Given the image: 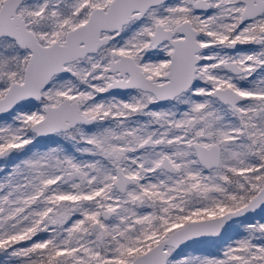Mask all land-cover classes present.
<instances>
[{
    "label": "snow or ice",
    "instance_id": "obj_1",
    "mask_svg": "<svg viewBox=\"0 0 264 264\" xmlns=\"http://www.w3.org/2000/svg\"><path fill=\"white\" fill-rule=\"evenodd\" d=\"M0 174V264H264V0H0Z\"/></svg>",
    "mask_w": 264,
    "mask_h": 264
},
{
    "label": "rangeland",
    "instance_id": "obj_2",
    "mask_svg": "<svg viewBox=\"0 0 264 264\" xmlns=\"http://www.w3.org/2000/svg\"><path fill=\"white\" fill-rule=\"evenodd\" d=\"M261 215H264V213H257L255 218L259 219ZM242 227V222H238L236 225L233 226V230L230 232V235L234 237L235 235L239 234L241 232ZM189 251L210 256L219 254V248L217 244L213 243L210 239H204L200 243L190 244L188 248L184 249V252Z\"/></svg>",
    "mask_w": 264,
    "mask_h": 264
},
{
    "label": "trees",
    "instance_id": "obj_3",
    "mask_svg": "<svg viewBox=\"0 0 264 264\" xmlns=\"http://www.w3.org/2000/svg\"><path fill=\"white\" fill-rule=\"evenodd\" d=\"M257 213H260V212H257ZM0 259H2V257H0Z\"/></svg>",
    "mask_w": 264,
    "mask_h": 264
},
{
    "label": "flooded vegetation",
    "instance_id": "obj_4",
    "mask_svg": "<svg viewBox=\"0 0 264 264\" xmlns=\"http://www.w3.org/2000/svg\"><path fill=\"white\" fill-rule=\"evenodd\" d=\"M115 94V93H114Z\"/></svg>",
    "mask_w": 264,
    "mask_h": 264
},
{
    "label": "water",
    "instance_id": "obj_5",
    "mask_svg": "<svg viewBox=\"0 0 264 264\" xmlns=\"http://www.w3.org/2000/svg\"><path fill=\"white\" fill-rule=\"evenodd\" d=\"M259 212V211H258Z\"/></svg>",
    "mask_w": 264,
    "mask_h": 264
}]
</instances>
